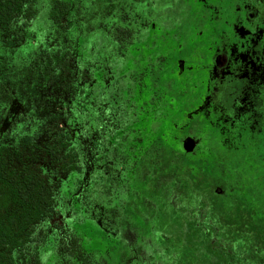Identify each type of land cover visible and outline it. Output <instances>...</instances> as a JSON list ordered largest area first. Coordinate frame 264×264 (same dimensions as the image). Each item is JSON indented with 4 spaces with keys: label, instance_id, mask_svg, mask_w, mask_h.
<instances>
[{
    "label": "flooded vegetation",
    "instance_id": "obj_1",
    "mask_svg": "<svg viewBox=\"0 0 264 264\" xmlns=\"http://www.w3.org/2000/svg\"><path fill=\"white\" fill-rule=\"evenodd\" d=\"M78 6V22H94L108 37L105 47L95 43L91 52L80 46L78 53L93 62L95 106L101 107L105 90L109 100L121 103L119 119L127 123L122 130L127 154L136 160L120 169L128 171L123 182L131 187L123 196L139 203L134 223L142 229L132 242L141 264H172L157 259L163 251L175 256L174 264H264V0H84ZM193 14L203 22L186 36L182 25ZM156 52L177 56L172 75L190 88L181 99L157 86ZM84 124L82 117L81 129L92 130ZM162 139L177 156L205 168V185L195 200L181 181L159 182L158 198L136 185L140 166L148 164L149 153L157 155ZM197 168L192 164L194 173ZM214 198L223 203L220 209L212 206ZM171 200L180 219L156 223L154 201L170 208ZM234 207L241 219L233 215ZM99 228L108 250L79 231L96 255L108 253L116 261L119 244ZM174 234L180 238L172 243Z\"/></svg>",
    "mask_w": 264,
    "mask_h": 264
},
{
    "label": "trees",
    "instance_id": "obj_2",
    "mask_svg": "<svg viewBox=\"0 0 264 264\" xmlns=\"http://www.w3.org/2000/svg\"><path fill=\"white\" fill-rule=\"evenodd\" d=\"M83 2L50 0L47 17L56 32L76 30L82 12L75 4ZM41 5L0 0V48L32 36ZM55 46L28 50L24 73L0 52V264H141L132 242L142 229L134 223L139 203L123 196L131 187L120 168L136 156L127 154L121 103L104 90L101 107L95 106L93 65L83 77L68 66L71 50ZM22 99L31 102V119L10 134L5 123ZM82 117L92 130L81 129ZM81 223L111 234L119 244L116 261L86 245ZM157 259L174 264L175 256L163 251Z\"/></svg>",
    "mask_w": 264,
    "mask_h": 264
},
{
    "label": "rangeland",
    "instance_id": "obj_3",
    "mask_svg": "<svg viewBox=\"0 0 264 264\" xmlns=\"http://www.w3.org/2000/svg\"><path fill=\"white\" fill-rule=\"evenodd\" d=\"M41 9L38 17L31 22L29 26V31L32 33V36L29 39H24L23 42L19 45H16L14 48H5L1 47L0 52L3 50L5 52L6 57L10 59L13 63L15 62L16 65L20 66L21 69L19 71H22L23 73L26 72V68L22 67V65H25V59L27 51L39 49L41 47H56L57 45L62 48L70 49L69 54V60H68V66L71 68L77 70H80V72L84 76H88L87 69L88 67H91L93 62L90 60H83V58L79 55V47H87L90 49L95 47V43L102 44L101 47H105L108 44V37L105 35V30L103 28H97L95 27L94 22H84L80 21L75 26L76 30L74 29L69 35L63 36L62 34H59L56 32L55 28L52 26V23L48 20L47 17V10L49 9L50 0H41ZM80 3L75 4V6H78ZM87 17V16H85ZM203 19L199 15H190L182 25V29L184 32V35L191 36L193 33L191 32L196 26H199V24H202ZM84 37H88L91 42L88 43L87 40H85ZM101 41V42H100ZM98 45V46H99ZM10 58H9V54ZM190 52H188L189 54ZM158 54V55H157ZM162 52H156L157 55V63L158 65H155L152 71L153 78L155 82L157 83V86L160 88L161 92L167 96H170L172 99H181L180 96L185 93V91H190V88L188 84H183L182 82H179L176 77H173L172 75V67H174L176 64L175 60L177 58L176 55L169 54L165 56V58L162 56ZM4 56V55H2ZM184 57L186 55L183 54ZM10 63V62H9ZM116 64V62L114 63ZM126 66H124L122 69L117 70L116 74H119L120 72L125 71ZM147 83H151L149 80ZM31 97V96H30ZM55 105V104H54ZM31 102L30 100H23L20 104H17L18 110L16 113L11 116L9 121H6L4 130H7L10 134L14 133L13 131L16 130V127L21 123L24 122L25 119L30 120L31 117L29 116L28 112L30 110ZM53 106V105H52ZM30 107V108H29ZM48 108L50 106L48 105ZM55 109V108H54ZM28 115V116H27ZM141 122V121H140ZM142 123H145L143 121ZM142 123H140L142 125ZM138 126H140L138 124ZM145 140L146 137L144 136ZM150 138V136H149ZM143 140V142H145ZM151 139H147V142ZM171 143L167 142L166 140H161V146H159V151L157 155H153V152L148 154V156H152V158L148 160V164L145 163L140 166V168H143L141 172L139 173V176L141 178L136 179V185L139 189H142L146 192V194L151 198H158L160 195L159 192H161L160 188L157 187L161 185V182L163 184H166V181H170L171 179L173 181H181L178 182L180 187L185 191L189 192V199L194 198L195 194H201L200 191H203V186L205 185V173L206 170H203L205 168H201L200 162L192 161L182 157L177 156L176 153H174L170 147ZM154 159V161H153ZM152 164V165H151ZM192 164H197L200 166V168H197L196 173L193 172L191 169ZM159 165V166H157ZM152 168H162L157 173H149ZM199 169V170H198ZM200 169H202L200 171ZM156 170V169H155ZM155 172V171H154ZM197 172L199 174H197ZM152 177H151V176ZM169 179V180H167ZM196 180V184L191 188L190 183ZM172 182V181H171ZM170 182V184H172ZM149 186V187H148ZM178 189L179 186L176 185ZM159 190V191H158ZM208 197H212L209 196ZM195 200V199H192ZM155 207L154 212L156 214L155 222L160 223L162 220H165L166 218H169L170 216L174 219H180L177 215L172 213V200H171V207L167 204H164L160 201H154ZM222 202L214 198L212 200V206L216 209H220L222 206ZM233 215L235 217H238L239 219L242 218L241 213L237 209V207H234L232 209ZM61 221V218H58ZM180 225V224H179ZM195 224H192V227ZM79 230L83 232L86 235H90L91 237L95 236V245L101 250H108L109 248L108 244L105 246L103 233L101 232L99 227H96L95 225H92L90 223H81L78 224ZM170 235V234H169ZM180 235L174 234L172 236H169L170 242L174 243L177 240H179ZM99 240V241H98ZM168 242V243H170ZM48 255V254H47ZM46 258H49V256H46ZM237 264V261H235Z\"/></svg>",
    "mask_w": 264,
    "mask_h": 264
}]
</instances>
